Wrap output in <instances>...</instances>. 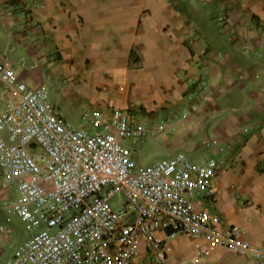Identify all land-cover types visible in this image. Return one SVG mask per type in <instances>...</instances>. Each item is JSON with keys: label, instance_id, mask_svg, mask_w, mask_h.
Instances as JSON below:
<instances>
[{"label": "crops", "instance_id": "1", "mask_svg": "<svg viewBox=\"0 0 264 264\" xmlns=\"http://www.w3.org/2000/svg\"><path fill=\"white\" fill-rule=\"evenodd\" d=\"M1 60L46 84L72 126L105 130L103 116L120 109L157 127L129 141L141 164L215 158V198L197 207L264 246V0H0ZM16 196L0 175V264L28 235ZM162 236L166 264H264L224 247L199 256L196 241ZM147 251L134 264H158Z\"/></svg>", "mask_w": 264, "mask_h": 264}, {"label": "built area", "instance_id": "2", "mask_svg": "<svg viewBox=\"0 0 264 264\" xmlns=\"http://www.w3.org/2000/svg\"><path fill=\"white\" fill-rule=\"evenodd\" d=\"M103 117L102 131L72 126L46 84L32 86L0 61V175L3 187L16 188L10 208L28 233L6 264H134L142 243L149 260L166 264L162 233L196 241L199 256L224 247L264 259V246L196 205L215 198V158L200 163L177 152L141 164L129 141L157 127L120 109Z\"/></svg>", "mask_w": 264, "mask_h": 264}, {"label": "rangeland", "instance_id": "3", "mask_svg": "<svg viewBox=\"0 0 264 264\" xmlns=\"http://www.w3.org/2000/svg\"><path fill=\"white\" fill-rule=\"evenodd\" d=\"M78 114H80L79 113V111H78ZM74 126V125H73ZM122 194H117L114 198H113V200H112V204H113V206L114 207H117V206H119V203H120V200L122 199ZM23 224V223H22Z\"/></svg>", "mask_w": 264, "mask_h": 264}]
</instances>
